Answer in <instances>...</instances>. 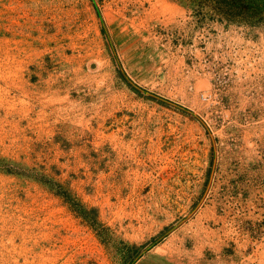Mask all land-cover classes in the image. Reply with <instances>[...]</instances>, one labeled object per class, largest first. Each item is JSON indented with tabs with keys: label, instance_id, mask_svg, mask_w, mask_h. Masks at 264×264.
I'll return each instance as SVG.
<instances>
[{
	"label": "rangeland",
	"instance_id": "rangeland-1",
	"mask_svg": "<svg viewBox=\"0 0 264 264\" xmlns=\"http://www.w3.org/2000/svg\"><path fill=\"white\" fill-rule=\"evenodd\" d=\"M0 264H264V0H0Z\"/></svg>",
	"mask_w": 264,
	"mask_h": 264
},
{
	"label": "trees",
	"instance_id": "trees-1",
	"mask_svg": "<svg viewBox=\"0 0 264 264\" xmlns=\"http://www.w3.org/2000/svg\"><path fill=\"white\" fill-rule=\"evenodd\" d=\"M102 32L105 36V39L107 40L108 42V45L110 46V50H111V53L113 55V58L115 60V62L118 64V66L120 67V75H121V78L126 82L127 86L134 92H136L137 94H140V95H144V94H148V97H150V99H154L158 102H160L161 104H167V105H172L174 106L175 108H177L178 110L182 111V112H185L187 114H190V115H193L192 112H190L189 110H187L186 108H183L181 107L180 105L178 104H175L169 100H165L163 98H160L158 97L157 95L155 94H152V93H149L147 90H144L143 88H141L140 86H138L137 84H135L127 75L126 73L124 72V70L122 69L121 65H120V61L117 57V52H116V49L114 48L113 44H111V40L109 38V35L107 33V29H106V25L104 22H102ZM155 242V241H154ZM159 243V242H156V244ZM140 250V249H139Z\"/></svg>",
	"mask_w": 264,
	"mask_h": 264
}]
</instances>
